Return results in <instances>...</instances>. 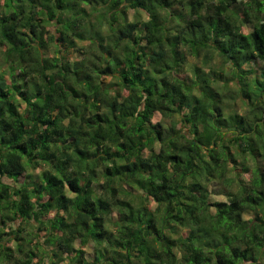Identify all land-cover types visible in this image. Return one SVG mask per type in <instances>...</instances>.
<instances>
[{"label":"trees","instance_id":"16d2710c","mask_svg":"<svg viewBox=\"0 0 264 264\" xmlns=\"http://www.w3.org/2000/svg\"><path fill=\"white\" fill-rule=\"evenodd\" d=\"M64 263L264 264V0H0V264Z\"/></svg>","mask_w":264,"mask_h":264},{"label":"rangeland","instance_id":"374dc122","mask_svg":"<svg viewBox=\"0 0 264 264\" xmlns=\"http://www.w3.org/2000/svg\"><path fill=\"white\" fill-rule=\"evenodd\" d=\"M129 18L131 21L134 20V11L129 12ZM142 19L147 20V16L142 14ZM77 57H78V55L74 56V58H77ZM193 65H198L200 67L207 68V69L209 67L218 68L222 65V59L216 53H212L210 55H206L205 53H202L199 58H195V57L190 55L188 57V67L193 66ZM260 66H262V65H260ZM159 120H160V117H159V115L156 114L155 118H154V122L159 121ZM41 171H42V169H39L36 171V173H40ZM4 181L6 183H9V184H15L11 180H8V179H4ZM210 191L212 193L213 201H225L226 200L225 195L222 193L223 191L220 190V188L218 187L217 184H212V186L210 187ZM151 205H152V208H154V209L156 208V205L154 203H152ZM115 217H116V215L114 214L113 218H115ZM19 226H20L19 221L9 223V228H8L7 232H9L12 229H15V227H19ZM28 230H31V231L33 230V232H35V230L32 227H29ZM11 246H13V244ZM77 248H82L85 251L86 257L89 261H91L93 259L94 253H95V247H94V244L92 242H90L85 247H81V244L78 243ZM64 264H66V263H64Z\"/></svg>","mask_w":264,"mask_h":264}]
</instances>
